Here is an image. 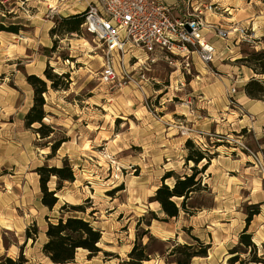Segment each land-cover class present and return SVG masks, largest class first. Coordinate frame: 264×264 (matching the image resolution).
<instances>
[{
    "label": "rangeland",
    "instance_id": "rangeland-1",
    "mask_svg": "<svg viewBox=\"0 0 264 264\" xmlns=\"http://www.w3.org/2000/svg\"><path fill=\"white\" fill-rule=\"evenodd\" d=\"M215 1L222 5L218 10L216 4L213 12L220 15L222 27L213 25L216 39L210 43L216 54L212 64L203 67L194 56L187 74L175 60L146 61L141 69H129L135 78L144 76L141 85L116 89L100 82L102 53L92 36L81 27L77 34L59 30L49 34L65 14L56 0H0V27L19 29L17 35L0 32V258L21 256L24 264H52L42 254L45 231L48 224L68 216L83 218L101 234V252L89 257L79 250L71 264H125L135 242L146 245L149 261L143 264H170L176 259L169 256L170 250L193 244L192 237L209 247L207 257L194 258L192 264H229L236 255L240 264H257L250 261L264 257V242L251 253L240 245L241 233L235 236L232 230H223L231 229L224 225L230 208L232 217L235 210L243 216L255 209L264 214L260 202L264 171L251 169L247 153H259L264 164V135L256 138L248 129L227 136L221 129L216 135L215 128L208 126L210 112L201 107V87L228 76L219 64L231 66L229 76L233 85L237 82L238 94L252 78L264 79L245 61L252 53L264 51V0ZM237 27L246 29L245 41L234 34ZM218 32L225 33L226 39L217 37ZM46 68L68 76L67 91L49 87L43 76ZM201 68L206 75L199 78ZM28 73L47 83L43 123L54 130L50 139L42 140L33 132L37 125L24 127L33 96L26 83ZM58 83L61 86L63 80ZM243 116L253 121L252 115ZM62 138L67 142L51 155L45 144ZM199 138L205 139L202 149L196 143ZM186 141L193 148L186 147ZM198 148L211 161L197 176L202 189L186 202L187 211L194 215L180 212L178 219L163 220L151 198L162 184L172 187L173 178L162 180L167 173L180 178L193 173L194 165L186 157ZM64 160L75 181L62 184L55 195L58 203L49 211L40 203L35 170L60 168ZM237 163L243 164V171L235 169ZM204 164H198L197 170ZM55 187L56 179L51 178L48 188ZM64 205L81 206L85 213L60 210ZM35 229L37 237L27 240L26 230L33 236ZM222 240L226 247L220 246Z\"/></svg>",
    "mask_w": 264,
    "mask_h": 264
},
{
    "label": "trees",
    "instance_id": "trees-1",
    "mask_svg": "<svg viewBox=\"0 0 264 264\" xmlns=\"http://www.w3.org/2000/svg\"><path fill=\"white\" fill-rule=\"evenodd\" d=\"M81 15H73L67 18H62L58 22L57 26L50 29L49 34L51 36L56 35L59 31H63L65 34H77L79 27L82 25ZM19 29L17 26L0 27V32L18 34ZM245 61L249 64L248 68L259 77L264 78V51L255 52L249 55ZM43 76L49 87L53 90L61 89L67 91L70 85V81L67 75H55L50 68L43 70ZM59 80H63L61 86H59ZM46 81L40 79L35 75L26 76V83L32 89V105L24 117L25 129H31L32 126L38 127L33 129V132L44 139H50L54 137V130L52 127L46 126L43 123L45 118L44 106L45 102L43 95L47 92ZM244 95L252 101L264 102V79L256 80L252 78L243 87ZM67 142V138H62L45 144V148H49L51 155L57 152L61 145ZM186 147L193 148L191 141L185 142ZM187 162H191L194 166L191 168L192 174L190 176H184L183 178L173 176L172 173L164 175L162 180L173 178L174 182L172 187H168L162 184L155 190L154 196L151 198L152 203L159 205L162 214L165 219H177L180 212L185 213L186 216H193L194 213L187 211L186 202L190 197L201 190V180H197V176L207 170L210 164L211 158L199 148L194 149L192 153H189L186 157ZM205 162L203 167L198 171L197 166L201 162ZM35 173L39 177V188L41 191V205L49 211H52L58 203V199L55 197L56 193L61 190L63 183H73L75 181L73 171L67 161L62 162V167L56 168L47 166L38 167ZM51 178L56 179V187L53 191L48 188V183ZM206 190V187H203ZM181 200L179 204H176L173 200ZM68 209L74 213H85L81 206H69L64 205L60 210ZM195 212L199 211L198 208L194 209ZM259 214L257 209L252 210L246 214L245 228L239 236V243L244 248L250 250L251 253L255 251V245L252 243V236L246 234L247 228L253 218ZM37 237V230H34V235H29L28 230L25 232V238L34 240ZM46 242L42 246V254L52 264H71L74 262L77 251L82 250L88 253L89 257L97 256L101 250L98 248V244L101 240V234L98 230L94 229L91 224L78 216H68L66 218L60 217L56 219L55 223L47 225L45 231ZM193 244L176 245L169 253V256L176 257L175 261L170 264H192L191 261L194 258L207 257L208 246H204L195 237L191 238ZM198 247V248H197ZM146 245H139L134 243L131 251L127 254L129 259L125 264H143L149 261V255L146 251ZM234 254H237L234 252ZM26 261L20 256L17 260L4 257L0 258V264H24ZM251 263L264 264V257L261 259H253ZM229 264L239 263V257L236 255L228 261Z\"/></svg>",
    "mask_w": 264,
    "mask_h": 264
},
{
    "label": "built area",
    "instance_id": "built-area-1",
    "mask_svg": "<svg viewBox=\"0 0 264 264\" xmlns=\"http://www.w3.org/2000/svg\"><path fill=\"white\" fill-rule=\"evenodd\" d=\"M216 9V5H204L194 10L186 3L183 15L175 18L160 0H94L87 3L81 14L80 27L93 37L101 50L100 82L120 89L125 85L142 84L144 76L135 78L129 69L130 66L141 69L146 61L175 60L187 74L194 56L203 67L212 64L216 50L204 38V29L210 26L205 24L202 11L213 13ZM246 32L243 27L234 29V34L243 41ZM217 37L224 40L227 35L218 32ZM176 86L183 87V84L177 82ZM231 93H235L234 89ZM247 153L253 168L263 172L260 154L248 150Z\"/></svg>",
    "mask_w": 264,
    "mask_h": 264
},
{
    "label": "crops",
    "instance_id": "crops-1",
    "mask_svg": "<svg viewBox=\"0 0 264 264\" xmlns=\"http://www.w3.org/2000/svg\"><path fill=\"white\" fill-rule=\"evenodd\" d=\"M92 1L94 0H67L66 3H58V5L62 7L60 11H65L64 12L65 14H61V17L67 18L69 16L82 14L86 9L87 3ZM160 1L164 2L170 8L171 15L175 18H180L183 15L186 3L189 4L194 10L201 9V7L204 5H216V4L219 7L218 10H220L222 6L220 3H218V1L215 0H160ZM202 16L205 24L210 26L209 28L204 29L203 31L204 38L208 41L213 42L214 41L213 39L215 38L213 33V25H217L219 23L218 25L222 27V24L218 22V17L220 15L218 13H207L202 11ZM225 59L226 58H224V60ZM219 67L222 68L221 70L224 74L227 72L228 76L222 77L221 80L215 79L216 83L214 82L212 84H208L206 86L203 85L201 87L204 90V93L202 94L204 95L203 96L204 98L201 99L203 101V103H201V107L206 108L207 111L210 112L209 114L210 122L208 123L209 129L215 128L216 135L221 129H223L222 133L226 136L228 133L239 134L238 133L239 131L240 134H242V132L248 129V131H251L256 138L263 136L264 135V102L249 100L244 95L243 92V87L245 83L242 85L240 89V93L238 94L237 89L234 87L236 86L235 84L237 82H235V84L233 85V83L230 80L231 78L229 75L231 74L230 70H232L231 66L229 64H219ZM198 71H199L198 72L199 78L204 75L203 74L204 72L206 75V69L204 70L201 68V70ZM28 75H35V73H28ZM231 89H234L235 91L234 94L231 93ZM237 94L239 95L238 99L234 98V96L235 95L237 96ZM243 114L252 115L254 117L253 121L250 122L246 116H243ZM202 140L205 141L204 138L201 139L199 138L198 140H196V143H198L197 145L199 146L200 149H202L201 148ZM219 148L220 147H217L216 149ZM225 154L227 155V153ZM248 162L250 163V161ZM242 166H243L242 163H237V165H234L235 169L239 171H243ZM251 169L253 171H256L253 167ZM260 202L264 203V199H262ZM262 207L264 209V204L262 205ZM230 209L231 210L228 212L230 218L229 220L225 219L226 224L224 225L228 228L231 227V229H223V230H232L229 232H231L232 235L237 236L246 227L245 223L243 224L242 222V218L243 217L246 218V216L245 215L243 216V214L238 213L235 210V217H232L233 214L232 210L234 209L233 208ZM224 218L226 217H223L222 220H224ZM253 218L255 219L251 220L247 229L249 234L252 236L253 244L258 247V244L264 242V214H262L261 211L258 215L253 216ZM255 240H259V242ZM221 242H219L220 246H222V244L225 247L227 246L226 240H222ZM232 248H234V245L231 246L230 248H227V250L230 251Z\"/></svg>",
    "mask_w": 264,
    "mask_h": 264
},
{
    "label": "bare ground",
    "instance_id": "bare-ground-1",
    "mask_svg": "<svg viewBox=\"0 0 264 264\" xmlns=\"http://www.w3.org/2000/svg\"><path fill=\"white\" fill-rule=\"evenodd\" d=\"M144 263H147V262H144Z\"/></svg>",
    "mask_w": 264,
    "mask_h": 264
},
{
    "label": "water",
    "instance_id": "water-1",
    "mask_svg": "<svg viewBox=\"0 0 264 264\" xmlns=\"http://www.w3.org/2000/svg\"><path fill=\"white\" fill-rule=\"evenodd\" d=\"M57 198V197H56Z\"/></svg>",
    "mask_w": 264,
    "mask_h": 264
}]
</instances>
